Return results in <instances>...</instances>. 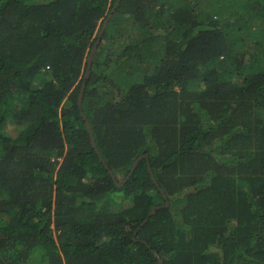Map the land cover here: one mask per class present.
<instances>
[{"label":"trees","instance_id":"obj_1","mask_svg":"<svg viewBox=\"0 0 264 264\" xmlns=\"http://www.w3.org/2000/svg\"><path fill=\"white\" fill-rule=\"evenodd\" d=\"M0 264H264V0H0Z\"/></svg>","mask_w":264,"mask_h":264},{"label":"water","instance_id":"obj_2","mask_svg":"<svg viewBox=\"0 0 264 264\" xmlns=\"http://www.w3.org/2000/svg\"><path fill=\"white\" fill-rule=\"evenodd\" d=\"M118 3H119V2H118ZM118 3H117V4H118ZM116 6H117V5H116ZM115 8H116V7H115ZM115 8H114V9H115ZM105 27H106V24H105V25L103 26V28L101 29L100 35H99V37H98V40H97V42H96V44H95V46H94L92 52L90 53V56H89V59H88V68H87V71H86V74H85V80L88 78V75H89V72H90V67H91V62H92V57H93V55H94V53H95V51H96V48H97L98 43H99V41H100V39H101V37H102V34H103L104 30H105ZM84 86H85V82H84ZM81 100H82V93H81V95H80V97H79V101H80V102H81ZM82 115L85 117V119H86V121H87V125H88L89 132H90V135H91L92 143H93L95 149L97 150V148H96V143H95V139H94V134H93V129H92V126H91V123H90V121H88L87 116L85 115L84 112L82 113ZM97 151H98V150H97ZM101 159H102V158H101ZM167 204H168V203H166V205H167ZM154 211H155V209H154L150 214L154 213Z\"/></svg>","mask_w":264,"mask_h":264},{"label":"clouds","instance_id":"obj_3","mask_svg":"<svg viewBox=\"0 0 264 264\" xmlns=\"http://www.w3.org/2000/svg\"><path fill=\"white\" fill-rule=\"evenodd\" d=\"M103 28V27H102ZM101 32V31H100ZM99 35H100V33H99ZM103 35V34H102ZM99 37V36H98ZM102 38V37H101ZM97 42V41H96ZM96 44V43H95ZM95 46V45H94ZM94 48V47H93ZM93 50V49H92ZM92 52V51H91ZM90 56V55H89ZM93 58V57H92ZM88 59H89V57H88ZM88 68V67H87ZM14 133V132H13ZM93 134H94V132H93ZM14 135V134H13ZM91 136V135H90ZM95 139V138H94ZM96 143V142H95ZM102 158V159H101ZM100 159H101V161H103L104 162V159H103V157H102V155H100ZM138 161H139V159H138ZM134 169H135V167L132 165V168H131V171H130V173L131 172H133L134 171ZM113 174V173H112ZM114 175V174H113ZM114 177H116L115 175H114ZM126 179L127 178H125L122 182H120L119 184H118V181H117V179H115V181H116V184L117 185H122L125 181H126ZM147 220V219H146Z\"/></svg>","mask_w":264,"mask_h":264},{"label":"bare ground","instance_id":"obj_4","mask_svg":"<svg viewBox=\"0 0 264 264\" xmlns=\"http://www.w3.org/2000/svg\"><path fill=\"white\" fill-rule=\"evenodd\" d=\"M138 162H139V161L136 160V161L134 162L133 166L136 167L137 164H138ZM153 176H154V175H152V178H153Z\"/></svg>","mask_w":264,"mask_h":264},{"label":"rangeland","instance_id":"obj_5","mask_svg":"<svg viewBox=\"0 0 264 264\" xmlns=\"http://www.w3.org/2000/svg\"><path fill=\"white\" fill-rule=\"evenodd\" d=\"M12 127V126H11ZM13 128V127H12ZM12 134H14L13 132H12Z\"/></svg>","mask_w":264,"mask_h":264}]
</instances>
